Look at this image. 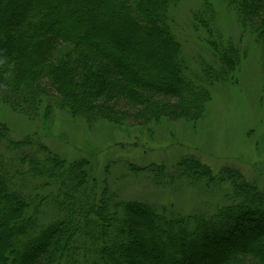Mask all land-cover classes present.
Listing matches in <instances>:
<instances>
[{"label": "trees", "instance_id": "obj_1", "mask_svg": "<svg viewBox=\"0 0 264 264\" xmlns=\"http://www.w3.org/2000/svg\"><path fill=\"white\" fill-rule=\"evenodd\" d=\"M180 1L0 0V99L89 126L197 123L243 55L214 41V62L195 70L173 29ZM223 1L264 59V0ZM210 12L195 11L193 26L222 40ZM87 166L0 126V264H264V188L239 170L215 173L194 158L169 172L131 167L160 188L221 192L214 211L185 216L97 189Z\"/></svg>", "mask_w": 264, "mask_h": 264}, {"label": "rangeland", "instance_id": "obj_2", "mask_svg": "<svg viewBox=\"0 0 264 264\" xmlns=\"http://www.w3.org/2000/svg\"><path fill=\"white\" fill-rule=\"evenodd\" d=\"M210 6L215 31L195 29L192 15ZM174 32L183 45L187 62L198 69L205 60L213 63L212 42L232 44L242 59L233 77L213 87L207 110L195 124L162 121L144 128L108 123L89 126L81 119L42 108L29 117L0 99V126L16 141L31 139L45 145L67 163L85 161L96 188L109 186L126 200H143L173 206L182 215L212 212L222 202L221 192L201 194L196 188H160L149 174L132 168L151 165L168 172L182 159L194 158L218 173L224 167L239 170L245 179L264 188V59L263 50L249 31L239 26L236 13L223 0H181L173 9ZM214 31V30H213ZM197 67V69H196ZM212 210V211H211Z\"/></svg>", "mask_w": 264, "mask_h": 264}]
</instances>
